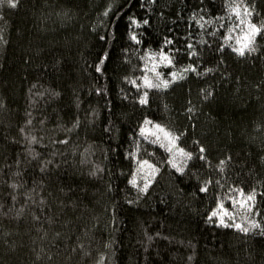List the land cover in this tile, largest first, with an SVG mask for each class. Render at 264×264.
Returning <instances> with one entry per match:
<instances>
[{"label":"trees","instance_id":"obj_1","mask_svg":"<svg viewBox=\"0 0 264 264\" xmlns=\"http://www.w3.org/2000/svg\"><path fill=\"white\" fill-rule=\"evenodd\" d=\"M247 3L264 21V0ZM228 5H0V264H264V35L250 55L232 52ZM189 65L167 89L130 82ZM156 124L180 137L171 152ZM232 189L256 193L251 212ZM220 201L248 233L208 220Z\"/></svg>","mask_w":264,"mask_h":264},{"label":"snow or ice","instance_id":"obj_2","mask_svg":"<svg viewBox=\"0 0 264 264\" xmlns=\"http://www.w3.org/2000/svg\"><path fill=\"white\" fill-rule=\"evenodd\" d=\"M5 3L7 4V6H9L11 8H16L17 4H18V0H0V5H4ZM228 9H229V19H231L232 16H235L236 21L227 30L228 34L224 37L225 46L230 47L232 52H234L238 56L243 57L246 54L250 55L251 53L256 51V47H255L256 37L264 35V21H261L259 23H253L251 17L254 14V7L249 5L247 3V0H229ZM107 14L108 13L105 12V15H107ZM219 19H223V18L221 17ZM144 23L147 24L148 22L145 20ZM209 23H211V22H209ZM132 24L139 27V25L137 24V22L135 20H132ZM223 26L224 25H221V27H223ZM201 27L203 28L204 25L201 24ZM212 34L215 35V33H212ZM0 39H2V37H0ZM131 39L133 41H136L137 43H139V40H137V37L135 34L131 35ZM233 40H234V43H230ZM172 43H173V41H171V40L166 41V44H172ZM193 47L194 46L191 43L188 44L189 49H193ZM221 51H223V48H221ZM191 55L192 56L197 55L195 50H193L191 52ZM148 58L154 59L155 55L148 57ZM159 58L161 61H167V63L169 65H171L173 62L172 59H170V57L163 52V50H161V52L159 54ZM102 63H103V60L101 61V64ZM96 70L98 72L101 71L99 66L97 67ZM151 70L155 71V66ZM207 71H212V69H208ZM187 72L196 73L197 68L192 66V65H189L186 68H184L182 70V72H180V73L172 72L171 73L172 81H169L167 79H160L162 74L157 72L156 78L159 82H153L147 76L143 77V84L142 85H136L135 80H132L130 82L133 85L137 86L138 88L144 87V88H148V89H152V88L167 89L170 86L171 82H174L177 79H180V80L185 79V76L183 73H187ZM202 74L203 73H201V75ZM139 103L142 105L148 103V93L146 91L143 93V96L140 98ZM189 111H192V109L190 108ZM29 123H31V121H29ZM144 123H145V125H149V124H152V121L146 120ZM154 127L157 129L158 132L163 133L164 138L168 141V144L170 145V147H167L166 150L171 152L172 149L174 147H176L175 142L177 140H179L180 137L173 135L169 131H166L159 124L154 125ZM145 133H148L149 135H156V132H150L146 127H142L140 130V134L143 136V135H145ZM159 139H160V137L157 136V140H159ZM31 142L35 143L36 138L32 137ZM62 142L67 143V141H62ZM153 142H155V141H153ZM161 147H165V145L161 144ZM199 151H200V153H204L205 149L203 147H201ZM178 154L180 156L184 157L185 160H191L193 158V153L186 152L183 148L178 149ZM199 158L201 160L205 159V157L203 155H201ZM48 163H50V161ZM225 163L226 162L223 160L220 161V170L221 171H223V167H224ZM143 164H147V161H143ZM173 167H176V165L173 164ZM177 170L180 172H183V168H178ZM132 183L135 184V179H133ZM208 183H210V181ZM217 183H219V181H217ZM13 187L15 188L16 185H13ZM147 187H148V185L145 184L144 188L141 189V191H146ZM207 190H208V188H207V183H206L205 186L200 189V191L206 192ZM232 191L238 193V196L242 198V199L232 198L231 202H232L233 207H235L236 205H239L240 208L246 209L247 211L251 212L252 211V205L249 202L255 201L256 193L255 192L245 193L242 189H232ZM225 217H227V219L229 221H233V223L226 222ZM213 218L218 219V221H219L218 226H222L225 228L234 227L236 230L244 232V233H248L250 231L249 227L243 226L242 224H239V223H234V217H233L232 213L227 208L224 207L223 201H220L217 204V208L211 212V214L208 217V220L212 221ZM251 228H253V229L254 228H261V225L256 223L255 221H253L251 224ZM260 234L264 235V228H261Z\"/></svg>","mask_w":264,"mask_h":264},{"label":"rangeland","instance_id":"obj_3","mask_svg":"<svg viewBox=\"0 0 264 264\" xmlns=\"http://www.w3.org/2000/svg\"><path fill=\"white\" fill-rule=\"evenodd\" d=\"M145 172L147 173V170H145ZM237 197H239L238 196V193H237V195H235V196H233L232 198H236V199H238ZM232 200V199H231ZM224 207L226 208V206L224 205ZM228 209V208H227ZM230 211V210H229ZM231 212V211H230ZM232 213V212H231ZM225 218H227V217H225Z\"/></svg>","mask_w":264,"mask_h":264}]
</instances>
